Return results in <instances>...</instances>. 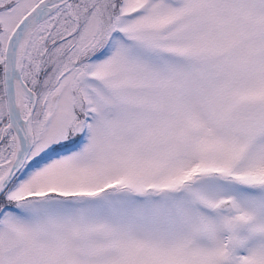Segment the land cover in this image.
Here are the masks:
<instances>
[{
	"label": "snow or ice",
	"instance_id": "snow-or-ice-1",
	"mask_svg": "<svg viewBox=\"0 0 264 264\" xmlns=\"http://www.w3.org/2000/svg\"><path fill=\"white\" fill-rule=\"evenodd\" d=\"M0 264H264V0H0Z\"/></svg>",
	"mask_w": 264,
	"mask_h": 264
}]
</instances>
